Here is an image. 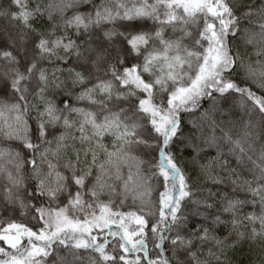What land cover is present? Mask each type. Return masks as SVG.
Masks as SVG:
<instances>
[{
    "label": "snow or ice",
    "instance_id": "obj_1",
    "mask_svg": "<svg viewBox=\"0 0 264 264\" xmlns=\"http://www.w3.org/2000/svg\"><path fill=\"white\" fill-rule=\"evenodd\" d=\"M5 113L0 264H264V0H0Z\"/></svg>",
    "mask_w": 264,
    "mask_h": 264
},
{
    "label": "trees",
    "instance_id": "obj_2",
    "mask_svg": "<svg viewBox=\"0 0 264 264\" xmlns=\"http://www.w3.org/2000/svg\"><path fill=\"white\" fill-rule=\"evenodd\" d=\"M45 2H47V0H45ZM5 122H7L8 124L13 123V116L11 114L5 113V115L3 117H0V125L4 124ZM178 156H180V153H177ZM103 199L107 200L108 197L105 196L103 197ZM113 202L116 206V208L120 211H129L131 209V206L133 204V200L131 198V196L129 195V197L124 200V204L121 205V200L124 199L121 195H116L114 197H112ZM249 209H245V211H248ZM223 234V233H222ZM61 255H64V253L62 252ZM82 256L87 255V253H81ZM71 259V258H69Z\"/></svg>",
    "mask_w": 264,
    "mask_h": 264
}]
</instances>
